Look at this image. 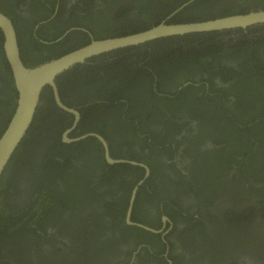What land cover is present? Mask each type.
<instances>
[{
  "label": "trees",
  "instance_id": "1",
  "mask_svg": "<svg viewBox=\"0 0 264 264\" xmlns=\"http://www.w3.org/2000/svg\"><path fill=\"white\" fill-rule=\"evenodd\" d=\"M188 1L144 0L139 10L135 9L133 20L131 17L123 27L127 33L115 31L104 36L98 28L101 37L96 39L148 30ZM258 10H264V0H196L176 13L170 23L203 22ZM123 15L126 18L128 14ZM58 18L51 23H57ZM119 18L123 19L122 15ZM143 22L147 25L140 30ZM63 29L45 35L56 38ZM232 34L233 30L158 39L96 56L56 79L62 102L81 115L72 138L100 134L112 158L149 167L150 175L139 187L133 205V222L145 225L139 221L144 213L139 211L140 203L149 200L154 205L155 198L161 202V191L165 193L168 187L156 183L151 154L146 150L159 156L162 152L171 159L175 153L169 144L180 146L176 138L186 129L192 131V119L197 120L203 137L211 132L214 144L225 143L231 150L228 163L235 162L238 169L225 188L231 190L229 196L243 193L259 198L257 205L264 212V25L237 30L235 34H242L241 38H228ZM3 45L0 30L1 63L9 69ZM19 46L22 61L31 68L67 53L60 52V44L40 43L32 32L19 38ZM44 49L53 55L46 57ZM9 86L15 110L18 92L13 79ZM73 122L74 116L58 108L52 89L45 87L33 123L0 180V264H102L110 261L120 244L132 241L135 246L138 233L154 235L126 224L132 191L145 170L129 164L109 165L96 138L63 143L61 135ZM196 139L192 142L195 146ZM225 170L219 169L218 179L223 180ZM206 202L213 200L206 198ZM240 209L243 223L256 212L248 206ZM215 211H210L208 218L217 231L203 244L202 253L213 262L218 261L217 253H224L228 240L236 238L226 224L234 214L223 207ZM171 213L166 214L172 217ZM49 228L55 232L48 233ZM245 235L256 239L253 234ZM59 246L66 251H60Z\"/></svg>",
  "mask_w": 264,
  "mask_h": 264
},
{
  "label": "flooded vegetation",
  "instance_id": "2",
  "mask_svg": "<svg viewBox=\"0 0 264 264\" xmlns=\"http://www.w3.org/2000/svg\"><path fill=\"white\" fill-rule=\"evenodd\" d=\"M142 1L144 0H0V13L6 15L13 22L18 41L22 35L27 36L32 32L40 43L56 44V46L60 44L58 48L60 52L69 53L74 51L72 48L80 45L81 42L89 41L83 45L86 46L93 39L101 40L96 39L101 37L98 28L104 36L115 31L122 32V34L127 33L126 28L123 27L130 21L131 17V21L133 20ZM190 1L185 4L188 6L191 4ZM185 4L177 10L185 8L186 6L183 7ZM46 8H49L48 12ZM2 9L12 13L2 12ZM50 12L52 15L48 16ZM46 13H48L47 16ZM123 13L128 14L126 18ZM173 13L166 19L161 18L160 23L164 21L170 23L175 15ZM120 15L123 19L119 18ZM12 16H16L18 21H15ZM56 18L59 21L52 24L51 22ZM145 25L147 23L143 22L141 26H138L142 27L141 30L145 28ZM60 27L64 28V32L60 36L53 38L51 35H45V32H57V28ZM113 27L119 30H112ZM235 31L237 32V30H233V34L228 38L237 39L243 36L242 34H235ZM42 52L46 57L53 55V51L50 50L44 49ZM1 61L0 55V138L1 134L4 133L3 129L9 124L15 111L13 110L15 99L9 86V82L13 79L12 71L8 62L10 71ZM216 82L218 83V81ZM189 121L192 131L186 129L181 136L176 138L180 146H177L175 142L169 144L173 154L175 153L171 159H168L167 155L162 152L159 156L151 153L148 149L146 150L147 154H151L149 160L154 166L156 183L168 184V187L165 189V193L161 191V198L163 199L161 202L155 198L154 205L149 200L140 203L139 211H143L145 214L142 212L143 216L141 215L139 221L146 224L141 222L136 224L158 232L148 231L135 225L154 235L138 233L135 246L132 241L129 244H120L119 250L110 258V261L102 264H264V243L262 241L264 240V212H262L261 206L257 205L261 200L243 193L233 198L229 196L228 191L231 190L225 188H228L229 182L233 177L235 178L238 169L235 162L228 163L231 150L227 148L225 143L214 144L210 137L211 132L210 136L203 137L197 130L198 122L196 119ZM64 133L61 135L63 143H65L63 140ZM72 133L68 135L70 139H74L71 137ZM184 136L188 137L187 140H183ZM194 137L198 138L196 139V146L192 143ZM133 148L136 150L135 147ZM223 148L225 150L222 152ZM220 168L226 169V176L223 180L217 178L220 174ZM217 183L223 184L222 187L224 188L218 189L215 185ZM261 186L259 185V187ZM206 198H211L213 202L206 205ZM166 203L169 205L167 208L165 207ZM244 206L256 208V212H253L251 218L243 223L239 217L240 208ZM218 207H223L234 214V218L226 220V224L229 232L236 238L228 240V243L223 246L224 253H217L218 261L213 262L210 260V256L207 257L202 253L205 250L203 244L209 241L212 234L217 231L210 223L208 214L210 211L214 212ZM157 209L158 211H156ZM166 213H171L172 217ZM164 217L168 218L166 223L163 221ZM52 232L55 230L49 228L48 233ZM246 232L255 235L256 239L254 240L251 235H245ZM205 233L206 236H204ZM63 239L66 244L69 242V238ZM258 242L262 243L263 252H261L262 247ZM58 248L60 251H66V247L59 246ZM233 248L235 250L234 255H231ZM43 249H48V247L44 246ZM34 260L37 261V258Z\"/></svg>",
  "mask_w": 264,
  "mask_h": 264
},
{
  "label": "water",
  "instance_id": "3",
  "mask_svg": "<svg viewBox=\"0 0 264 264\" xmlns=\"http://www.w3.org/2000/svg\"><path fill=\"white\" fill-rule=\"evenodd\" d=\"M194 1L196 0H192L190 3ZM185 6H187V4L183 7ZM179 10L175 11L173 14H176ZM259 25H264V10L226 16L203 22L171 24L164 21L142 32L101 40L93 39L86 46L31 68L26 66L22 61L18 36L13 22L6 15L0 13V30L4 37V54L10 65L14 84L18 92V99L13 117L0 138V180L15 151L24 140L33 123L43 89L49 86L52 89L56 105L64 112L74 116L72 127L64 133L63 140L65 143L79 142L90 137L96 138L104 148L105 159L108 164H131L144 168L146 172L145 177L134 188L126 214L127 225H137L131 220L133 205L139 187L144 184L150 175V169L145 164L112 158L107 141L97 133H88L81 137L70 139L68 135L78 126L81 115L78 110L70 108L62 102L56 79L74 66L85 63L87 59L115 50L138 46L167 37L239 29L247 30L248 28ZM163 221L166 223L168 218L164 217ZM137 226L148 231L158 232L146 226Z\"/></svg>",
  "mask_w": 264,
  "mask_h": 264
}]
</instances>
